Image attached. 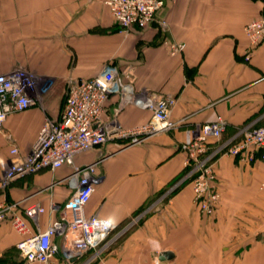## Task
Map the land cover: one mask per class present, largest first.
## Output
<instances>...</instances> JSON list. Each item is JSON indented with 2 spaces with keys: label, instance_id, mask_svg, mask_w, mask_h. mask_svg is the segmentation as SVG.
Here are the masks:
<instances>
[{
  "label": "crops",
  "instance_id": "obj_1",
  "mask_svg": "<svg viewBox=\"0 0 264 264\" xmlns=\"http://www.w3.org/2000/svg\"><path fill=\"white\" fill-rule=\"evenodd\" d=\"M261 16L264 0H173L157 13L167 28L154 21L122 30L101 0H0V74L21 67L38 81L35 102L0 127V171L11 147L26 154L45 118L59 117L69 81L113 64L139 96L172 95L176 103L168 129L75 156L76 165L95 163L85 212L114 224L111 242L92 264H264V161L220 156L211 213L198 209L191 183L180 181L182 146L199 124L221 117L222 139L245 125L264 126V42L252 47L244 32ZM172 41L183 49L171 54ZM117 105L118 96L111 97L102 120L116 117L130 127L151 116L137 103ZM69 171L63 165L15 178L0 189V201H19L20 211L42 205L37 226L27 219L34 233L57 217L52 205L70 195ZM28 233L0 221V264H37L24 262L16 247ZM57 263L65 264L60 255Z\"/></svg>",
  "mask_w": 264,
  "mask_h": 264
},
{
  "label": "built area",
  "instance_id": "obj_2",
  "mask_svg": "<svg viewBox=\"0 0 264 264\" xmlns=\"http://www.w3.org/2000/svg\"><path fill=\"white\" fill-rule=\"evenodd\" d=\"M166 1L173 0H101L122 30L133 26L144 28L154 21L167 28V21L157 17ZM244 32L252 47L264 42V17L249 21L244 25ZM183 47L182 42L172 41L170 53L176 54ZM128 76L121 74L115 65L107 64L91 78L69 81L59 117L45 118L30 150L21 155L15 146L10 148L11 157L0 171V189L15 178L43 169L70 167L64 178L71 189L70 195L61 205H52L57 217L34 233H28L27 219L37 226L38 217L45 210L42 205L32 203L20 211L19 201H0V221L8 220L18 232L28 233L16 244L24 262L58 264L57 256L60 255L65 264H92L111 242L107 240L114 228L112 221L97 212H85L94 191L95 163L76 165L74 158L109 140L132 142L168 129L172 125L170 112L176 103L172 95L139 96ZM36 89L35 81L19 70L0 74V127L7 115L35 102ZM113 96H118L116 109L122 103H137L151 112L150 118L130 127L121 125L116 117L102 120L106 102ZM226 124L221 117L203 122L182 146L185 159L180 181L191 183L193 200L204 213H211L219 199L215 163L220 156L228 155L240 161L255 158L264 161V126L245 125L239 127L234 136L222 139ZM142 214L135 218L139 219ZM56 237L60 238L59 243L54 241ZM88 250L93 253L85 256Z\"/></svg>",
  "mask_w": 264,
  "mask_h": 264
},
{
  "label": "rangeland",
  "instance_id": "obj_3",
  "mask_svg": "<svg viewBox=\"0 0 264 264\" xmlns=\"http://www.w3.org/2000/svg\"><path fill=\"white\" fill-rule=\"evenodd\" d=\"M15 70H19V71H21V72H23V73H25L28 77H30V78H32L34 81H35V83H36V85H38V81H37V78L35 77V75L33 74V73H31L30 71H27V70H25V69H23V68H21V67H17V68H15ZM2 74V73H1ZM68 84V83H67ZM67 87V86H66ZM66 87H65V92H66ZM65 96V95H64Z\"/></svg>",
  "mask_w": 264,
  "mask_h": 264
},
{
  "label": "water",
  "instance_id": "obj_4",
  "mask_svg": "<svg viewBox=\"0 0 264 264\" xmlns=\"http://www.w3.org/2000/svg\"><path fill=\"white\" fill-rule=\"evenodd\" d=\"M163 255H164V256H170L171 253H170V252H165V253H163Z\"/></svg>",
  "mask_w": 264,
  "mask_h": 264
}]
</instances>
